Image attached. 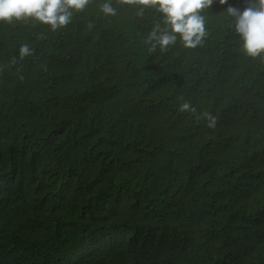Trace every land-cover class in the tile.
<instances>
[{"label": "trees", "instance_id": "obj_1", "mask_svg": "<svg viewBox=\"0 0 264 264\" xmlns=\"http://www.w3.org/2000/svg\"><path fill=\"white\" fill-rule=\"evenodd\" d=\"M229 5L195 47L128 0L0 23V264H264V56Z\"/></svg>", "mask_w": 264, "mask_h": 264}, {"label": "clouds", "instance_id": "obj_2", "mask_svg": "<svg viewBox=\"0 0 264 264\" xmlns=\"http://www.w3.org/2000/svg\"><path fill=\"white\" fill-rule=\"evenodd\" d=\"M157 9L164 17L167 28L157 35L154 30L151 39L162 48L174 43L179 34L187 47H195L205 35L204 17L201 10L208 8L214 0H128ZM88 0H0V23H13L28 18L47 23L56 29L66 25L71 18L68 9L82 10ZM221 5L228 0H219ZM243 8L229 5L226 16L234 20L235 32L242 41V51L251 58L264 56V0H244ZM106 14L114 15V9L107 3L102 6ZM170 28V32L167 30ZM21 55H27V46L21 48ZM181 111L195 112L188 102L180 105ZM208 126L215 120L208 114Z\"/></svg>", "mask_w": 264, "mask_h": 264}]
</instances>
